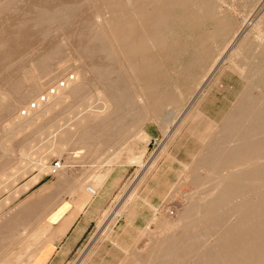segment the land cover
<instances>
[{
    "label": "rangeland",
    "instance_id": "obj_1",
    "mask_svg": "<svg viewBox=\"0 0 264 264\" xmlns=\"http://www.w3.org/2000/svg\"><path fill=\"white\" fill-rule=\"evenodd\" d=\"M68 75L78 96L14 127L63 95L23 116ZM261 109L264 0H0V264H37L111 171L121 184L63 264H205L210 244L193 238L176 255L169 243L195 234L185 225L216 178L258 170L259 135L239 133ZM232 210L216 218L229 227Z\"/></svg>",
    "mask_w": 264,
    "mask_h": 264
},
{
    "label": "bare ground",
    "instance_id": "obj_2",
    "mask_svg": "<svg viewBox=\"0 0 264 264\" xmlns=\"http://www.w3.org/2000/svg\"><path fill=\"white\" fill-rule=\"evenodd\" d=\"M60 92L61 91H59L58 94ZM63 93V95L61 94L60 96L55 98V101L53 103L47 104L41 111L35 112L33 118L30 117L26 120L24 119L25 121L23 122L21 118L17 117V121L14 123V127L24 128L25 124L32 123L36 120H42L46 116V114L51 112L55 107L61 106L66 98H74L78 96L80 94L78 81L72 84L71 87H69V89L65 90ZM58 94H56L55 96H48V100L56 97ZM39 105L42 104L40 103ZM93 116L94 115H92V117ZM85 118L86 116L80 119H83L84 121ZM80 127H82V125L79 126V128ZM74 130L77 129L74 128ZM69 132L63 130L59 133L57 141V151L61 152L62 147L66 145ZM239 134L246 138V140H248L252 135H259L258 154L255 157L260 160L258 170L255 172H229L227 176L223 178V180H221L219 177L215 179L214 182L217 186L216 192H212L207 197L205 202L193 211V214L195 216H198L197 220L192 224L189 223L188 225H185V229L187 231L195 234L184 236L178 241L169 243V246L172 249H179L178 252H176V255L180 251H182L186 242H189L193 238H196V242L199 241L200 243L203 242L204 244H210L208 250H205L197 257L199 259H204L205 264H264V109L260 110L257 122L252 126L241 129ZM69 137L72 138V136ZM249 145V142L246 143L241 148V150H238V148L234 147L231 151L230 161L234 160L233 158L236 155L238 156L246 152L250 148ZM77 150L81 151V149ZM80 154L81 152H76L74 156L75 159ZM43 168L44 166L41 165L40 170H43ZM57 178L59 177L57 176ZM37 179H39V176L37 178H33L30 182H28L27 185L21 188V191H26L30 186L36 183ZM239 184H244L248 187L246 186V189H242L245 191H243V193H241L239 196H235L236 193H234L233 198V196L231 195L233 194L232 191L237 188L236 186H238ZM224 190H226V194H223ZM87 192L91 195L95 194V192L89 188L87 189ZM225 196H227L228 203L221 204L216 202L218 200L224 199ZM232 200H239V205L236 206V204L232 202V204H230V201ZM249 200H255L256 202L251 203L248 202ZM223 207L233 209L232 211L227 213L228 220L232 223L229 227L226 225L224 226L223 220L222 222L220 219L216 218V215L221 211ZM119 213L120 212L114 213V216H117ZM191 214L192 211L186 212V218H188V216H190ZM233 221H236V223H233ZM185 246L187 248V245ZM170 255L171 254H169V251H158L156 259L159 262L162 261V258H166ZM189 263L191 264L192 262Z\"/></svg>",
    "mask_w": 264,
    "mask_h": 264
},
{
    "label": "crops",
    "instance_id": "obj_3",
    "mask_svg": "<svg viewBox=\"0 0 264 264\" xmlns=\"http://www.w3.org/2000/svg\"><path fill=\"white\" fill-rule=\"evenodd\" d=\"M108 173H105L98 184H93V187L98 189L97 193L95 191L94 199L86 202L83 198L76 204L75 208H79L78 210L71 211L60 220L57 236L49 234L47 237L49 241L38 254L41 258L37 264H63L73 252L93 223L98 211L107 204L122 182V178L113 171Z\"/></svg>",
    "mask_w": 264,
    "mask_h": 264
},
{
    "label": "built area",
    "instance_id": "obj_4",
    "mask_svg": "<svg viewBox=\"0 0 264 264\" xmlns=\"http://www.w3.org/2000/svg\"><path fill=\"white\" fill-rule=\"evenodd\" d=\"M75 81L74 75H68L63 80L56 83L55 86L49 88L43 95L38 97V99L31 103L26 111L23 112V116H27L29 111H34L38 108L39 104H43L48 101V96H55L59 91L67 89V87Z\"/></svg>",
    "mask_w": 264,
    "mask_h": 264
}]
</instances>
